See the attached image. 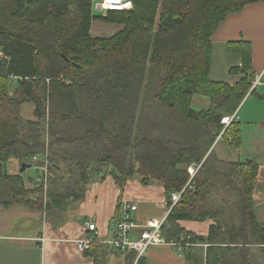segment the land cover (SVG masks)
<instances>
[{"label": "trees", "instance_id": "16d2710c", "mask_svg": "<svg viewBox=\"0 0 264 264\" xmlns=\"http://www.w3.org/2000/svg\"><path fill=\"white\" fill-rule=\"evenodd\" d=\"M252 3L264 0H134L128 12L107 13L129 19L102 38L90 35L91 0H0V206L24 205L56 225L95 177L108 171L123 185L136 176L161 184L167 207L182 192L162 225L165 241L206 245L203 264H264V224L252 205L256 165L210 151L223 130L239 147L237 122L224 128L220 120L254 93L247 42L225 48L241 63L229 72L242 77L232 86L210 79L212 36ZM195 94L209 97L207 111L190 108ZM24 103L35 120L21 118ZM10 158L31 167L46 160V187L35 179L27 189L23 176L1 174ZM182 222H210L208 233ZM188 254L189 264L201 263ZM86 255L94 264L108 257L100 245Z\"/></svg>", "mask_w": 264, "mask_h": 264}, {"label": "crops", "instance_id": "0c3cea01", "mask_svg": "<svg viewBox=\"0 0 264 264\" xmlns=\"http://www.w3.org/2000/svg\"><path fill=\"white\" fill-rule=\"evenodd\" d=\"M91 2L93 4L95 0ZM234 42L249 44L254 83L264 74V3L248 4L240 11L228 14L214 31L210 69L212 81L232 86L242 77L229 72L241 65L240 58L225 49L229 43ZM216 49L220 50L219 56ZM251 89L254 93L246 96L236 110L239 147L235 148L225 139H220L212 145L210 151L223 162L256 165L253 215L257 223L264 224V81ZM190 108L196 112L207 111L210 108L209 97L193 95ZM20 116L23 120H35L33 104H22ZM31 168L37 171L34 166ZM19 169L18 160L10 158L2 165L1 174L24 177L26 170L19 173ZM35 179V176L27 178L25 187L33 189ZM125 201L137 203V211L131 214L137 225L130 234L131 240L139 238V231L147 220L162 219L165 214L166 194L161 184L143 185L135 176L119 185L108 171L93 179L83 199L65 208L60 224H53L40 211L21 204L0 206V264H94L93 258L77 247L79 240L89 236L85 222L95 225L97 242L92 246L106 248V264H136V255L132 262L129 260L134 252L114 251L106 245L113 235V220L120 212L121 202ZM209 225L210 222L181 223L185 230L199 236L207 235ZM200 246L188 247L191 253L185 248L178 250L170 246H154L146 252L143 264H189L185 258L188 253L203 264L206 245Z\"/></svg>", "mask_w": 264, "mask_h": 264}, {"label": "built area", "instance_id": "2783aa9c", "mask_svg": "<svg viewBox=\"0 0 264 264\" xmlns=\"http://www.w3.org/2000/svg\"><path fill=\"white\" fill-rule=\"evenodd\" d=\"M134 0H101V3L97 4L99 10L104 12H128L133 8ZM260 82V78L255 80L253 83L254 88ZM237 122V115L234 112L231 115L224 116L220 120V124L224 128L228 127L232 123ZM224 130L217 136L216 141L223 139ZM230 138L227 137L226 140ZM215 141V142H216ZM37 158H33V161L36 162ZM36 165V170L38 171V177L36 178V183L40 185L43 183V186L46 187L48 170H47V161L44 160L43 165ZM197 168H189L188 172L191 176L194 175ZM182 193V192H181ZM181 193H172L170 195V205L165 209V214L162 219H149L142 226V229L139 231L140 235L137 240H131L130 234L137 228L135 222L131 218V214L137 211L136 202H121L120 212L117 213V216L114 218L113 222V235L109 241L106 242V245L114 251L119 252H134L137 259H143L146 252L149 248L154 246H170L171 248H176L178 250L183 248H188L194 246L189 243V237H180L178 242H167L161 235L162 225L169 215L171 208L179 201ZM85 228L89 232V236L82 238L77 242V247L80 251H87L90 249L93 243L97 242L95 239L96 227L90 222H85Z\"/></svg>", "mask_w": 264, "mask_h": 264}, {"label": "rangeland", "instance_id": "374dc122", "mask_svg": "<svg viewBox=\"0 0 264 264\" xmlns=\"http://www.w3.org/2000/svg\"><path fill=\"white\" fill-rule=\"evenodd\" d=\"M99 3H101V0H95V2L92 4L91 12L93 18L91 22L90 35L92 37L110 38L124 28V23L129 19V17L122 16L121 18H112L110 17V15L107 14L108 12L106 13L103 10H99L97 8L98 7L97 4ZM219 51H220L219 49H216L217 56H219ZM252 87H253V83H252ZM34 167L36 169V165ZM33 176H35L34 168H29L24 173L25 180ZM201 246L205 247V245H201Z\"/></svg>", "mask_w": 264, "mask_h": 264}, {"label": "water", "instance_id": "95a60500", "mask_svg": "<svg viewBox=\"0 0 264 264\" xmlns=\"http://www.w3.org/2000/svg\"><path fill=\"white\" fill-rule=\"evenodd\" d=\"M29 168H31L30 165L22 164V165L20 166L19 173H23L25 170H27V169H29Z\"/></svg>", "mask_w": 264, "mask_h": 264}]
</instances>
